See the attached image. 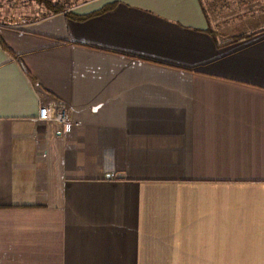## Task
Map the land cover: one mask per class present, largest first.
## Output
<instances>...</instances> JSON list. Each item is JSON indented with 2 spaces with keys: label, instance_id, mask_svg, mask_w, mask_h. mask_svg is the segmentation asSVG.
Returning a JSON list of instances; mask_svg holds the SVG:
<instances>
[{
  "label": "crops",
  "instance_id": "0c3cea01",
  "mask_svg": "<svg viewBox=\"0 0 264 264\" xmlns=\"http://www.w3.org/2000/svg\"><path fill=\"white\" fill-rule=\"evenodd\" d=\"M17 23H0V264H264V0Z\"/></svg>",
  "mask_w": 264,
  "mask_h": 264
},
{
  "label": "rangeland",
  "instance_id": "374dc122",
  "mask_svg": "<svg viewBox=\"0 0 264 264\" xmlns=\"http://www.w3.org/2000/svg\"><path fill=\"white\" fill-rule=\"evenodd\" d=\"M84 1L85 0H62L65 7H71ZM47 13L48 11L43 6L31 0H0V23H13V25H16L19 20L20 22L31 21ZM2 14H4L5 17Z\"/></svg>",
  "mask_w": 264,
  "mask_h": 264
},
{
  "label": "built area",
  "instance_id": "2783aa9c",
  "mask_svg": "<svg viewBox=\"0 0 264 264\" xmlns=\"http://www.w3.org/2000/svg\"><path fill=\"white\" fill-rule=\"evenodd\" d=\"M38 118L42 121L54 120L62 125L64 131H69L72 125L67 110L63 106H56V110H53L52 106H42L39 109Z\"/></svg>",
  "mask_w": 264,
  "mask_h": 264
},
{
  "label": "trees",
  "instance_id": "16d2710c",
  "mask_svg": "<svg viewBox=\"0 0 264 264\" xmlns=\"http://www.w3.org/2000/svg\"><path fill=\"white\" fill-rule=\"evenodd\" d=\"M31 1L37 3L40 6H43L48 11V13H51V14L61 12L63 9L66 8L64 6V3L62 2V0H57V1L31 0ZM247 38H249V35H244V34L243 35H236V36L232 37L231 39H229L228 42L232 43V42L247 39Z\"/></svg>",
  "mask_w": 264,
  "mask_h": 264
}]
</instances>
